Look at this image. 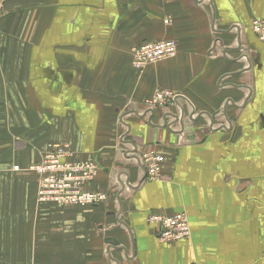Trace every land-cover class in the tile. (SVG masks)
<instances>
[{"label": "crops", "instance_id": "1", "mask_svg": "<svg viewBox=\"0 0 264 264\" xmlns=\"http://www.w3.org/2000/svg\"><path fill=\"white\" fill-rule=\"evenodd\" d=\"M3 11L0 122L20 139L0 144V264H264V44L250 29L264 0H4ZM168 40L174 58L132 67V47ZM156 90L180 97L149 110ZM57 143L98 164L85 189L105 202L37 206L26 169ZM149 152L157 180L140 165ZM150 213H184L189 240L159 243Z\"/></svg>", "mask_w": 264, "mask_h": 264}, {"label": "built area", "instance_id": "2", "mask_svg": "<svg viewBox=\"0 0 264 264\" xmlns=\"http://www.w3.org/2000/svg\"><path fill=\"white\" fill-rule=\"evenodd\" d=\"M4 10V0H0V17ZM257 39L264 44V20L255 19L250 26ZM177 45L174 41L145 42L130 50L131 65L138 71L149 65L172 59L176 56ZM180 96L168 90H156L145 106L149 110L166 108L177 102ZM67 144H52L44 153L41 161L30 166L37 177L36 200L38 203H51L57 207L97 206L106 201V194L99 191H87L85 186L91 183L99 173L98 164L91 159L76 161ZM162 158L149 152L142 155L140 165L145 178L157 180L160 177ZM14 171L19 170L17 166ZM146 224L153 230L157 241L164 245L188 241L190 228L184 213L165 215L150 213Z\"/></svg>", "mask_w": 264, "mask_h": 264}, {"label": "rangeland", "instance_id": "3", "mask_svg": "<svg viewBox=\"0 0 264 264\" xmlns=\"http://www.w3.org/2000/svg\"><path fill=\"white\" fill-rule=\"evenodd\" d=\"M173 41V40H172ZM175 42V41H174ZM176 43V42H175ZM1 110H2V108L0 107V119H1V117H2V113H1ZM15 123H2V122H0V144H1V142H3V144H5L6 143V141H8V142H10L11 141V143H16L19 139H20V137L18 136V138H12V133L14 132V130H17L16 129V127H15ZM8 133H9V135H10V137H8ZM9 138V139H8ZM47 150H45L44 152H46ZM44 156V153L42 154V156H41V158H40V160L39 161H37V162H35L34 164H37V163H39L40 161H41V159H42V157ZM34 164H32V165H34ZM32 165H30V166H32ZM14 166H16V165H13L12 166V171H14L13 170V167ZM29 166V167H30ZM18 167V166H17ZM28 167V168H29ZM19 168V167H18ZM27 168V169H28ZM27 169H26V172L27 173H29V174H32L33 176H35V174L34 173H32L31 171L29 172V171H27ZM18 171H20V168H19V170H17V171H15V172H18ZM36 177V176H35ZM36 181H37V177H36ZM36 202H37V200H36ZM44 204H49V203H38L37 202V206L38 205H40V206H42V205H44ZM69 207H71V206H69ZM164 245V244H163Z\"/></svg>", "mask_w": 264, "mask_h": 264}]
</instances>
